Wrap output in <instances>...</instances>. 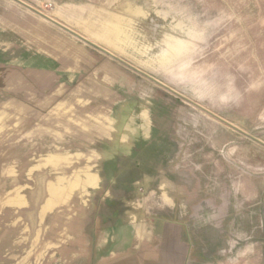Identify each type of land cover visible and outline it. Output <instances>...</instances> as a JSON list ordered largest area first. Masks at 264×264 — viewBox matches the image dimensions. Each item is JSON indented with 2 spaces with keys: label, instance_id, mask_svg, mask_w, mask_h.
I'll use <instances>...</instances> for the list:
<instances>
[{
  "label": "rangeland",
  "instance_id": "374dc122",
  "mask_svg": "<svg viewBox=\"0 0 264 264\" xmlns=\"http://www.w3.org/2000/svg\"><path fill=\"white\" fill-rule=\"evenodd\" d=\"M19 1L39 14L16 0H0L8 5L0 7V212L5 213L0 220V264L50 262V258L31 262L29 255L28 217L37 214L35 204L41 202V197L32 199L36 180L56 184L76 178L78 184L81 177L88 183L96 177L102 180L104 198L113 190L111 180L143 176L142 171L113 169L133 162V157H116L113 164L112 142L128 139L129 130L139 128L144 117L148 126L152 118L157 120L154 95L173 102L171 109L181 108L182 114L190 109L199 117L197 125L177 124L179 149L169 161L172 171L192 167L198 179L210 181V194L228 181L235 185L264 180V145L250 137L264 143V0ZM13 4L18 6H9ZM107 62L119 69V80L123 77L129 88L106 81V71L99 69ZM139 137L133 135L130 143ZM138 141L136 162L158 164L153 149L145 147L148 143ZM256 160L262 166H255ZM14 193L24 197L25 205L11 206ZM55 205L48 220L40 218L39 226L55 229L49 238L56 245L69 239L59 235L63 227H96L90 220L94 210L84 218L86 206L77 188ZM102 213L105 223L110 209L103 207ZM22 228L27 230L21 238ZM46 238L39 236L38 243ZM62 253L49 251L58 256L56 264H63ZM39 254L47 253L44 249Z\"/></svg>",
  "mask_w": 264,
  "mask_h": 264
},
{
  "label": "crops",
  "instance_id": "0c3cea01",
  "mask_svg": "<svg viewBox=\"0 0 264 264\" xmlns=\"http://www.w3.org/2000/svg\"><path fill=\"white\" fill-rule=\"evenodd\" d=\"M7 6L0 4V7ZM99 70L106 71L107 82L119 88H129L123 83V77V81L119 80L122 73L111 63L107 62ZM152 102H158L157 120L152 118L148 126L144 117V123L134 128L133 134L129 130L128 139H119L116 145L112 142V148L115 147L112 151L114 158L111 159L113 164L116 157H133L134 162L131 160L118 169L112 165L113 169L119 172L129 169L142 171L143 176L111 180L113 190L104 198L101 195L102 180L96 177L94 183H88L81 175L78 176L81 177L78 184L74 183L76 178L66 182L60 180L56 184L35 181L36 191L32 199L41 197V202L35 204L37 214L31 213L28 217L31 262L50 258V262L43 261L42 264H56L58 256H50L49 251L61 249L63 255H59V259L63 264H264L263 178L251 182L241 180L235 185L228 181L220 191L213 190L210 194V181L198 179L192 173V167H178L172 171L169 161L176 157L179 149L177 124L186 121L189 125H197L199 117L190 109L185 114L181 108L179 111L171 109L176 105L172 106L173 102L163 96L154 95ZM154 123L159 124L157 128L150 126ZM133 135L140 137L130 143ZM138 140L148 143L145 147L153 149L151 156L158 160V164L136 162L139 159L136 156L140 154V145L135 144ZM257 162L255 166H262ZM75 188L85 202L84 218L94 210L90 220L94 219L96 227H63L58 230L59 235L69 239L56 245L49 238L55 229L40 228L39 220H48L57 201L63 200ZM119 188L122 190L118 191ZM98 196L97 206L93 201ZM10 200L11 206L25 205L21 194L14 193ZM89 202L93 207L87 212ZM103 207L110 209L105 223ZM2 216L5 213L0 212V220L4 219ZM26 230L22 228L19 237L26 236ZM39 236L48 238L40 244ZM2 244L0 240V247ZM44 249L47 254L40 255Z\"/></svg>",
  "mask_w": 264,
  "mask_h": 264
},
{
  "label": "water",
  "instance_id": "95a60500",
  "mask_svg": "<svg viewBox=\"0 0 264 264\" xmlns=\"http://www.w3.org/2000/svg\"><path fill=\"white\" fill-rule=\"evenodd\" d=\"M16 1H18L19 3H21V4L24 5L25 7L29 8V9H31V10H33L34 12H36V13L39 14V12H38L36 9H34L33 7L27 5L26 3L22 2V1H19V0H16ZM40 15H41V14H40ZM43 17H44V16H43ZM45 18L48 19L49 21H51V22L57 24V25L60 26L61 28L65 29L66 31L72 33L73 35H75L76 37H78V38H80L81 40L85 41L86 43H88V44H90V45H92V46H94V47H97L98 49H100L101 51H103L106 55H108V56H110V57L116 59L117 61H120L121 63H124L125 65L131 67L132 69H134V70H136L137 72H139L141 75H143V76H145L146 78L150 79L151 81H153V82L156 83L157 85L163 87L164 89L170 91L171 93H173V94L176 95L177 97H179V98L183 99L184 101H186V102H188V103H190V104H192V105L198 107L199 109H201L202 111L208 113L209 115H211L212 117L218 119L219 121H221V122H223V123H225V124H227V125L233 127L232 124H230V123H228L227 121H225L224 119L220 118L218 115L214 114L213 112H211L210 110L206 109V108L203 107L202 105L196 103L195 101L191 100L190 98H188V97L182 95L181 93L177 92L175 89L171 88L170 86H168V85L162 83L161 81H159V80L156 79L155 77H153V76L149 75L148 73H145V72H143V71L137 69L136 67H134V66L128 64L127 62H125L124 60H122V59L118 58L117 56L113 55L112 53H110V52L107 51L106 49H104V48H102V47H100V46H98V45L92 43L91 41L85 39L84 37L80 36L78 33L72 31L71 29H69V28H67V27H65L64 25H62V24H60V23H58V22H56V21H53V20H51V19H49V18H47V17H45ZM243 133H244V132H243ZM244 134H246V133H244ZM250 137L253 138L254 140L258 141L260 144L264 145V143H262L261 141L257 140L256 138H254V137H252V136H250Z\"/></svg>",
  "mask_w": 264,
  "mask_h": 264
}]
</instances>
